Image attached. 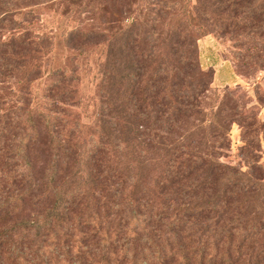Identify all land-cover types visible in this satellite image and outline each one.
I'll use <instances>...</instances> for the list:
<instances>
[{"label": "trees", "instance_id": "16d2710c", "mask_svg": "<svg viewBox=\"0 0 264 264\" xmlns=\"http://www.w3.org/2000/svg\"><path fill=\"white\" fill-rule=\"evenodd\" d=\"M47 6L95 13L96 28L61 31L97 54L90 123L60 116L63 70L36 81L53 49L36 33ZM206 30L261 37L264 0H0V218L20 264H264L242 195L261 182L171 136L210 88L194 55ZM34 195L46 214L21 227L11 216Z\"/></svg>", "mask_w": 264, "mask_h": 264}, {"label": "rangeland", "instance_id": "374dc122", "mask_svg": "<svg viewBox=\"0 0 264 264\" xmlns=\"http://www.w3.org/2000/svg\"><path fill=\"white\" fill-rule=\"evenodd\" d=\"M195 1L190 0L191 5ZM42 11L36 33L50 35L53 49L49 58L43 59L45 70L36 81L41 82L48 70H63L65 81L57 89L69 91L59 104V107L62 106L60 116L68 118L75 114L81 122L90 123L96 101L97 54L92 53L93 47L90 46L79 51L67 45L61 31L75 26L96 28L95 13L89 11L75 17L67 14L60 16L56 6H47ZM178 17L181 18L180 15ZM209 30L197 39L194 52L203 69L214 70L210 88L201 97V114L195 113L182 121L171 136L182 139L184 144L189 143L188 148L193 152L207 154L209 150H214L219 161L244 172L243 178L251 175L261 182L257 188L242 194L247 215L256 222L257 231L251 240L260 247L264 245V59L260 51L258 56L254 54L258 48H264L262 42L257 41L263 39L264 35L244 37L243 31L231 35L229 32ZM247 110L246 116L242 117L241 114ZM236 115L238 118L234 119ZM35 146L32 147L35 152L33 156L41 165L43 157L40 148ZM34 199L35 195L26 198L20 214L11 216V220L17 217L18 220H26L21 227L29 228V221L43 217L48 202L35 203ZM7 224L0 218V262L20 264L14 255L13 240L16 235L11 237L13 231L6 228ZM17 232L19 229L15 230ZM27 232H21L20 237L25 252L30 253L34 236Z\"/></svg>", "mask_w": 264, "mask_h": 264}]
</instances>
